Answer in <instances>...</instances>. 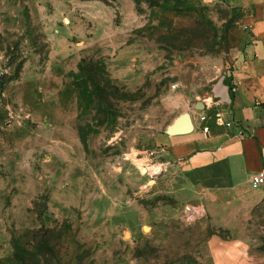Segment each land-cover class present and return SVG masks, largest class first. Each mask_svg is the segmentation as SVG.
<instances>
[{"label":"rangeland","instance_id":"rangeland-1","mask_svg":"<svg viewBox=\"0 0 264 264\" xmlns=\"http://www.w3.org/2000/svg\"><path fill=\"white\" fill-rule=\"evenodd\" d=\"M241 17L226 0H0V264L44 237L55 257L31 264H264V204L204 197L158 139L230 83Z\"/></svg>","mask_w":264,"mask_h":264},{"label":"crops","instance_id":"crops-1","mask_svg":"<svg viewBox=\"0 0 264 264\" xmlns=\"http://www.w3.org/2000/svg\"><path fill=\"white\" fill-rule=\"evenodd\" d=\"M226 1L242 11V53L236 58L233 78L229 84L219 83L202 100L203 109L194 103L193 131L169 134L164 130L158 139L204 197L215 198L220 205L252 208L264 204V184L254 187L251 183V175L264 167V0ZM234 79L238 83L232 92ZM207 103L213 106L208 108ZM218 109L232 123H219ZM202 113L209 114L205 122L200 120ZM203 124L210 126L208 133L202 130Z\"/></svg>","mask_w":264,"mask_h":264},{"label":"trees","instance_id":"trees-1","mask_svg":"<svg viewBox=\"0 0 264 264\" xmlns=\"http://www.w3.org/2000/svg\"><path fill=\"white\" fill-rule=\"evenodd\" d=\"M83 68V65L80 64V69ZM75 75H77V72H74ZM6 74H2L0 75V94L3 92L5 86H6V82L8 81V79L5 78ZM14 247H15V257L21 261L24 262L25 264H31V260L30 258H27L25 256V254L30 255V256H36L38 255L39 257H41L44 260L49 261L50 258L49 257H55V251L53 250V248L48 244L46 238L44 237V239H41V241L38 243L37 245V251L34 253L32 251H27L26 248H19L20 246L17 244V242H14Z\"/></svg>","mask_w":264,"mask_h":264},{"label":"built area","instance_id":"built-area-1","mask_svg":"<svg viewBox=\"0 0 264 264\" xmlns=\"http://www.w3.org/2000/svg\"><path fill=\"white\" fill-rule=\"evenodd\" d=\"M237 83H238L237 79H234L233 82L231 83L230 90L232 92L236 91ZM256 104H259V101H256ZM212 106H213L212 104H208V103L206 104V107H208V108H211ZM223 111L224 110H222V109H218L217 111H215L216 120L219 123L229 125L230 123H232V120L224 119ZM208 116H209L208 113H202V114H200V120L205 122V120L207 119ZM202 130L204 132L208 133L210 131V126L208 124H203ZM239 134H242V130H239ZM251 183L254 187H257L261 184H264V167H262L260 170L254 172L251 175Z\"/></svg>","mask_w":264,"mask_h":264},{"label":"water","instance_id":"water-1","mask_svg":"<svg viewBox=\"0 0 264 264\" xmlns=\"http://www.w3.org/2000/svg\"><path fill=\"white\" fill-rule=\"evenodd\" d=\"M197 109L204 108L203 101L196 102ZM195 128L192 115L190 111H182L170 124H168L166 131L169 134H184L193 131Z\"/></svg>","mask_w":264,"mask_h":264},{"label":"bare ground","instance_id":"bare-ground-1","mask_svg":"<svg viewBox=\"0 0 264 264\" xmlns=\"http://www.w3.org/2000/svg\"><path fill=\"white\" fill-rule=\"evenodd\" d=\"M145 229H148V227L147 226H145ZM129 234V232H127V235Z\"/></svg>","mask_w":264,"mask_h":264}]
</instances>
